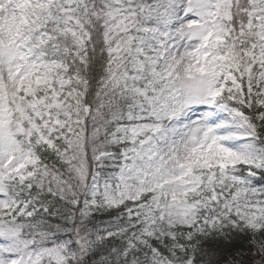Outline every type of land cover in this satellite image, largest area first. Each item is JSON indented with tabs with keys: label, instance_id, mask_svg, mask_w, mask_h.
<instances>
[{
	"label": "snow or ice",
	"instance_id": "1",
	"mask_svg": "<svg viewBox=\"0 0 264 264\" xmlns=\"http://www.w3.org/2000/svg\"><path fill=\"white\" fill-rule=\"evenodd\" d=\"M0 264H264V0H0Z\"/></svg>",
	"mask_w": 264,
	"mask_h": 264
}]
</instances>
